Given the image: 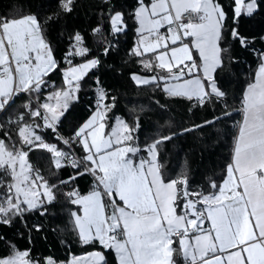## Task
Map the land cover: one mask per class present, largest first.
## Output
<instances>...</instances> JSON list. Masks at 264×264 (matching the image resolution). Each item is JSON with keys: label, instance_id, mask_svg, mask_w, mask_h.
<instances>
[{"label": "snow or ice", "instance_id": "obj_1", "mask_svg": "<svg viewBox=\"0 0 264 264\" xmlns=\"http://www.w3.org/2000/svg\"><path fill=\"white\" fill-rule=\"evenodd\" d=\"M72 2L73 0H66L62 3V8L71 11ZM139 2L140 7L135 16L140 24L137 31L141 35L140 45L143 46V51L157 52L162 47L165 49L159 52V63L155 65L169 73L168 77H159L166 81L164 91L171 96H183L189 100L195 97L200 105L211 102L214 98L222 99L225 94L217 86L214 73L223 65L222 54L227 51L219 46L227 12L219 0H171L170 4L168 0H152L150 5H146L144 0ZM234 4V22L238 21L242 10L252 14L257 8L256 0H248L247 3L245 0H234ZM184 14L196 16L201 22L193 23L190 20L184 23ZM122 21L121 12H115L111 16L114 33L125 30ZM164 24L169 25L170 32L175 25L176 32L172 33L171 38L173 45L181 40V35L178 34L181 30L184 37L193 38L192 44L199 51L202 60V78L198 76L183 79L185 67L191 73L192 69L199 66L193 60L187 43L171 47L169 54L168 45L163 43L169 37L158 34L159 28ZM99 31V28L94 29V32ZM230 31L233 39H239L241 46H246L247 41L240 36L237 28ZM74 39L76 45H82L83 38L79 33ZM8 48L10 52L7 51ZM110 50V47L106 48L105 54ZM88 51L87 48L78 47L74 53L69 52V55H84ZM134 54L143 55L140 46ZM9 56L15 62V87H12L14 77ZM166 56L169 57L168 60H165ZM185 61H190L191 64L185 65ZM98 64L99 61L93 59L69 67L65 70L66 85L82 80L87 70ZM0 65L5 66L4 70L8 74L5 79H0V111L5 110L21 92L40 93L47 86L46 77L59 70L52 49L44 39L42 25L35 15L20 19L0 18ZM174 66L179 74H173ZM145 67L150 65L146 64ZM257 76L260 83L250 85L245 94L244 122L234 147V165H228V178L222 185L210 183V188L217 189L218 194L189 191L186 179L165 183L158 170L149 168L145 171L146 161L141 160L137 164L129 157L130 153L135 155L140 149L120 146L127 144L132 137L131 129L119 118L118 123L124 129L122 138L117 128L112 129L108 139L103 138L100 130L105 124L100 123L95 128L96 121L104 119L100 112L80 127L75 133L74 141H78L85 150L83 162L92 165L91 168L85 167L84 171L97 179V190L87 196H79L76 191L67 193L69 197H78L72 199L71 203L83 206V217L73 213L79 228L78 238L82 243L99 242L104 248H114L118 264H173V252L176 251L173 248V236L180 232V250L186 258L191 256L192 264H264V63L260 65ZM133 78L144 85L157 80L155 76L151 79ZM169 79L176 83L167 84ZM79 87V83H75L74 88L56 90L50 97L55 100V104L46 102L31 111V116L42 119L44 126L54 128L65 115L69 102L74 99L73 91ZM105 98L101 91L98 103ZM25 107L31 108V104ZM41 109L44 110L43 114ZM31 127L26 125L19 129L22 143L47 149L53 154L55 168H61V159L68 160L69 153L55 145L44 143L34 130L30 138L27 133ZM189 130L191 129H186ZM171 138L166 136L156 140L147 150L152 153L158 144ZM6 140H10V137L5 133L4 138H0V169H10L15 182L6 185L7 193L0 194V223L10 225L12 219L23 218L27 212L43 207V200L34 202L36 187L47 189L43 195L51 202L55 199L51 189L57 186L49 188L48 182L39 175L30 179V166L29 173H23L28 152L17 150L14 145L9 146ZM74 141L66 140L64 143ZM31 150L32 147L29 148ZM69 163L76 169L81 167L78 161ZM18 164L21 168L20 175L16 172ZM234 172L239 173L238 180L233 179ZM83 174L78 171L76 175ZM149 174L151 180H148ZM76 175L60 183H70L76 179ZM36 180L42 181V185L34 187ZM4 186L0 184V187ZM101 186L112 204L111 215L104 212L105 205L99 190ZM113 192L118 195L123 206L116 204L112 198ZM252 217L255 218L254 225L251 223ZM206 221L210 223V227H204ZM189 225L193 233H199L192 237L194 244L185 239L189 237ZM36 230H40L39 225ZM197 255L200 256L199 261ZM89 256L92 258L91 264H107L100 251L89 253ZM208 256L211 258H207ZM27 257V252L17 253L8 260H0V264H40ZM46 264H55V261L49 257ZM71 264H81V261L74 260Z\"/></svg>", "mask_w": 264, "mask_h": 264}, {"label": "trees", "instance_id": "obj_2", "mask_svg": "<svg viewBox=\"0 0 264 264\" xmlns=\"http://www.w3.org/2000/svg\"><path fill=\"white\" fill-rule=\"evenodd\" d=\"M63 2L66 0H0V18L20 19L28 15L38 18L44 39L59 65V70L46 77L53 84L38 94L20 93L0 111V138L6 133L10 137L6 140L9 146L28 152L26 159L32 172L42 176L49 187L57 186L51 189L55 194L51 202L43 200V207L27 212L23 218L12 219L10 225L0 223V259L26 251L32 261L40 264H46L49 257L66 263L71 257L100 251L107 264H117L112 248H104L99 242L84 244L78 238L73 213L79 212L80 206L71 203L74 197L67 195L72 191L86 194L97 186L95 176L84 171L85 167L91 168V164L83 162L85 153L81 144L74 141L79 127L98 107L97 90L101 89L106 97L101 103L106 128L110 129L116 117L122 118L131 129L130 143L140 149L139 154L144 155L156 140L172 137L155 148L164 181L186 179L189 191L217 192L210 188V183L220 185L226 175L242 117L244 91L253 82L264 54V0H256V10L252 14L242 11L235 22L234 0H219L227 12L219 46L227 51L222 54L223 65L214 75L217 86L225 95L203 105L194 97L189 100L169 95L163 89V80L147 85L133 80L134 73L168 75L155 66L154 60L150 67H145L146 55H136L132 49L139 37L135 16L139 0H73L71 11L62 8ZM146 2L149 0H144ZM115 12L123 13L122 25L125 26L118 34L112 31L111 24ZM98 28L100 31L94 32ZM232 28H237L240 36L246 39V46L232 38ZM77 33L83 38L82 45H76L74 37ZM69 44L71 51L67 48ZM77 46L89 51L84 55H69ZM109 47L111 50L105 54ZM89 59H97L99 64L76 82L80 87L75 98L54 128L44 126L42 119L31 116V111L39 108L45 93L65 88L63 71L68 65ZM28 104L31 108L25 107ZM23 124L32 125L44 142L69 153L70 158L64 160L61 168H55L53 154L47 149L22 143L18 133ZM66 140L74 142L65 144ZM74 160L81 163L79 169L69 163ZM78 171L84 174L76 175ZM73 175H76L74 181L60 183ZM12 181L11 170L0 169V184L5 185L0 187V194L7 193L6 185ZM173 248L176 249L174 245ZM173 259L179 264L177 250L173 252Z\"/></svg>", "mask_w": 264, "mask_h": 264}, {"label": "crops", "instance_id": "obj_3", "mask_svg": "<svg viewBox=\"0 0 264 264\" xmlns=\"http://www.w3.org/2000/svg\"><path fill=\"white\" fill-rule=\"evenodd\" d=\"M248 2V0H245V3H247ZM152 3V0H149V2H146L145 4L146 5H150ZM168 3L170 4L171 3V0H168ZM140 7V4L136 7V9H135V12H136V10H137V8H139ZM173 11V14H174V10H172ZM243 11V10H242ZM246 13V12H245ZM154 18H159V17H154ZM193 23H200L201 21L199 20V18L198 17H195V19L192 21ZM165 25H167V24H164V25H162V26H165ZM140 27V24H139V22H138V20H137V29ZM146 27H149L148 25H146ZM139 33V32H138ZM139 35H140V33H139ZM165 37H169V39H167V40H165L163 43H165V44H167L168 45V50H169V54H170V48L171 47H180V46H182V43H180L179 41H177L176 42V44L175 45H173L172 43H171V38H172V35H168V36H165ZM188 40H189V42L187 43V44H189V48H190V51H191V55H192V58H193V60L198 64V66L199 67H197V68H194V69H192V71H191V73H189V71H188V68L187 67H185V69H184V76H183V79H194V78H196V77H203V68H202V60H201V58H200V54H199V51L198 50H196L195 48H194V46H193V44H192V40H193V38L192 37H186ZM137 49V47L135 48V50ZM134 50V51H135ZM165 49L162 47L161 49H158L157 50V52H144L143 51V46L141 45L140 46V51L141 52H143V55H146V58H145V61H144V64L146 65V64H148V65H150V63H151V61L152 60H154L155 62H156V64H158L159 63V61L157 60V56H158V54H159V52L160 51H164ZM7 51L8 52H10L9 51V49H7ZM9 58H10V56H9ZM169 59V57L168 56H166L165 57V60H168ZM190 61H185L184 63L186 64V63H189ZM178 63V62H177ZM191 63V62H190ZM262 63H264V54L262 55V58H261V62H260V64L258 65V67H257V70H256V73H255V78H254V80H253V82L251 83V84H249L247 87H246V89H245V91H244V99H243V104H242V117H241V121H240V124H239V126H238V130H237V134H236V138H235V142H234V147H235V144H236V141H237V138H238V136H239V132H240V129H241V127L243 126V122H244V115H245V112H244V106H245V94L249 91V86L250 85H255V84H258V83H260V80H259V78H258V76H257V73H258V70H259V67H260V65L262 64ZM159 68V67H158ZM161 69V68H160ZM65 70V69H64ZM162 70H164V71H166V73L169 75V73L167 72V70L166 69H162ZM173 74H179L178 72H176V69H175V66H174V69H173ZM168 75L166 76V77H168ZM134 77V74H132V78ZM64 78V77H63ZM133 80H134V78H133ZM135 81V80H134ZM65 82V81H64ZM136 82V81H135ZM170 82H172V80L171 79H169V80H167V84H169ZM175 82V81H174ZM182 82V81H181ZM136 83H138V82H136ZM163 89L165 88L164 86H165V84H166V81L165 80H163ZM16 86V80L14 79L13 80V84H12V87H15ZM74 87H75V83H74ZM73 87V88H74ZM67 88H69V87H67ZM64 89H66V88H64ZM101 89H98L97 90V95H98V99H99V97H100V93H101ZM53 92H55V91H50V92H47V93H45L44 94V96L42 97V100L40 101V103H39V107L42 105V104H44V103H50V104H55V100L54 99H50V97L52 96V93ZM103 92V91H102ZM75 93H76V90L75 91H73V97L75 98ZM195 98V97H194ZM72 101V100H71ZM70 101V102H71ZM100 102H102V100H99ZM70 102H69V104H70ZM43 112H44V110L43 109H41V113L43 114ZM97 112H100L101 114H103L104 115V111L102 110V104L99 106V107H97V109L93 112V113H91V115L84 121V123L80 126V127H82V126H84L86 123H88L90 120H92V118L94 117V116H96V114H97ZM117 118H119V120H121L122 118H120V117H116L115 118V120H114V122H113V124H112V126L110 127V129H107L106 128V124H105V122H104V119L103 120H97L96 121V123H95V128H98L99 127V124L100 123H103V124H105V127L103 128V129H101L100 130V134L103 136V138L104 139H108L109 138V135L112 133V129L113 128H117L119 131H121L122 133H124V129L121 127V125L118 123V119ZM123 120V119H122ZM121 120V121H122ZM43 124H44V121H43ZM26 125H28V126H32V125H29V124H23V125H21L20 127H19V129L20 128H22V127H25ZM79 127V128H80ZM35 131V129H34V127L32 126L31 127V129L28 131V135H29V137H31L32 136V131ZM93 130H95V129H93ZM35 134L36 135H39V133L38 132H36L35 131ZM22 138V137H21ZM89 139V142H91V137H89L88 138ZM113 139H115L114 137H113ZM54 145V144H53ZM120 146H132V147H135V146H133L131 143H130V141L127 143V144H122V145H120ZM83 148V147H82ZM83 150H84V148H83ZM84 153H85V150H84ZM86 154V153H85ZM129 157L130 158H132L133 159V161L135 162V163H137V164H139V162L141 161V160H144V161H146L147 163H145V166H144V168H145V171H147L149 168H154V169H156V170H158V172H159V167H158V164H157V160H156V150L154 149L153 150V152L152 153H149V151L147 150L146 151V153L144 154V155H141V154H139L138 152L135 154V155H133V154H129ZM233 157H234V148H233V151H232V156H231V162H230V164H233L234 165V161H233ZM53 159H54V157H53ZM26 162H25V170H26V174L27 173H29V167L28 166H30V164L28 163V161H27V159L25 160ZM55 162V161H54ZM64 162V159H61V164ZM229 164V165H230ZM91 167H92V165H91ZM228 168V167H227ZM25 170L23 169V173L25 172ZM16 172H17V175H20L21 174V168L19 167V164L17 165V168H16ZM159 174H160V172H159ZM33 177H35V175H32V173H30V179L31 178H33ZM96 178V177H95ZM151 175L149 174L148 175V180H151ZM228 178V172L226 171V175H225V177H224V179H223V181L221 182V184L220 185H222L223 184V182H224V180H226ZM238 178H239V173L238 172H234L233 173V179L234 180H238ZM97 180V179H96ZM171 181V180H170ZM15 181L13 180L12 181V183H14ZM167 182H169V181H165V183H167ZM102 187V186H101ZM230 187V186H229ZM38 189L40 188V187H37ZM103 188V187H102ZM240 190H242V188L240 189ZM91 193V192H90ZM89 192H88V194L86 193V195H82V196H87V195H89L90 194ZM217 194H218V190H217V192H216ZM37 195H38V198H37V200H38V203H39V201H41L42 200V198H43V196H42V192H41V190H37ZM112 198L114 199V200H118L119 202H120V204L121 205H119V206H123V203L119 200V197H118V195H116V193L115 192H113L112 193ZM79 206H80V211L79 212H77L76 214L77 215H79V216H81L82 215V212H83V206L82 205H80V204H78ZM191 218H194V217H191ZM74 219H75V223H76V217L74 216ZM251 223L254 225L255 224V218L254 217H252L251 218ZM76 226H77V228H78V225H77V223H76ZM189 227V237H186L185 239H186V242H191L192 244H194L195 243V241H194V238H192V237H194V235H196V234H199V233H193L192 231H191V226L189 225L188 226ZM204 227L205 228H207V227H210V223H208L207 221L205 222V224H204ZM78 231H79V228H78ZM180 232H179V235H174L173 236V240H174V243H173V245H174V247H176V250H177V253H178V257H179V264H181V262L183 261V260H189L190 261V264H192V260H191V256L189 255L187 258L184 256V254H183V252H182V250H180V244H179V237H180ZM113 249V251H114V255H115V258H116V261H117V264H118V256H117V254H116V252H115V250H114V248H112ZM207 258H211V256H208ZM200 260V256L199 255H197V261H199ZM173 264H177L176 262H175V260L173 259Z\"/></svg>", "mask_w": 264, "mask_h": 264}, {"label": "rangeland", "instance_id": "obj_4", "mask_svg": "<svg viewBox=\"0 0 264 264\" xmlns=\"http://www.w3.org/2000/svg\"><path fill=\"white\" fill-rule=\"evenodd\" d=\"M78 47H81V46H77V48ZM9 49V51H11L10 50V48H8ZM76 51V50H75ZM34 55V54H33ZM90 60H93V59H89V60H86V61H83V62H80V63H76V64H73V65H68L66 68H65V70L66 69H68L69 67H72V66H78V65H81V64H83V63H86L87 61H90ZM91 69V68H90ZM90 69H88L87 70V72L90 70ZM65 70L63 71V77H65ZM86 72V73H87ZM134 76L135 77H137V78H140V79H151L152 77H157V80H162V79H159V77H166L165 75H163V74H161V73H152V74H146V75H144V74H139V73H134ZM136 82H138L137 81V79H134ZM64 81H65V79H64ZM74 83H76V82H74ZM74 83H73V85H65V88H67V87H69V88H73L74 87ZM172 83H176V81L174 82V81H172V82H170L169 83V85L170 84H172ZM66 84V83H65ZM164 85V84H163ZM165 87V86H164ZM61 90H63V89H61ZM100 103V104H99ZM99 103L97 102V106L99 107L100 105H101V103L102 102H100L99 101ZM122 120V119H121ZM123 121V120H122ZM124 122V121H123ZM125 123V122H124ZM121 132V131H120ZM123 134L124 133H122L121 132V138H122V136H123ZM31 138V137H30ZM115 138V137H114ZM44 143H46V144H48V145H53L52 143H47V142H44ZM70 157H68V159H69ZM26 160V159H25ZM26 162V161H25ZM26 168V167H25ZM25 168H24V170H25ZM31 168V167H30ZM25 174H26V170H25V172H24ZM31 173H32V175H35V177L37 176V174H35V173H33L32 172V170H31ZM35 177H33V178H31V179H34ZM22 178V177H21ZM42 181H40V180H36V184L34 185V187H36L37 185H42ZM50 188V187H49ZM37 190H41V192H42V196H43V198H42V200H47L48 201V198L46 197V196H44L43 195V193L45 192V191H47V189H45L44 187H40L39 189L36 187V192H37ZM93 190H97V186H94L93 187V189L90 191V192H92ZM99 190L101 191V193H102V198H103V202H104V205H105V208H104V212H105V214L106 215H111V212H112V210H113V207H112V204L110 203V201H109V197L106 195V194H104V190H103V188L102 187H100L99 188ZM89 192V193H90ZM79 194V193H78ZM88 194V193H87ZM82 195H86V194H79V196H82ZM21 199H23V196H21L20 197ZM37 198H38V195H36V200L34 201V202H36V203H38V200H37ZM76 198H78V197H74V199H76ZM116 204L117 205H121L120 203H118V202H116ZM80 217H83V212H82V215L80 216ZM24 252H26V251H19V252H16L15 254H13L12 256H9V257H4V258H1L0 260H8V259H10V258H12V257H14L15 255H17V253H24ZM94 252H96V251H94ZM90 253H93V252H90ZM27 258H29V257H27ZM74 260H79V261H81V264H91V260H92V258L89 256V253H87V254H85V255H83L82 257H72V258H70V260L68 261V262H63V263H60V264H71V262L72 261H74Z\"/></svg>", "mask_w": 264, "mask_h": 264}, {"label": "built area", "instance_id": "obj_5", "mask_svg": "<svg viewBox=\"0 0 264 264\" xmlns=\"http://www.w3.org/2000/svg\"><path fill=\"white\" fill-rule=\"evenodd\" d=\"M195 17L196 16L189 17L187 14H184V16H183V22L184 23H188L190 20L192 22L195 19ZM173 32H176L175 25L172 26V32L169 31V25L161 26L159 28V30H158V34L161 35V36L172 35ZM178 34L181 35V40H179L180 43H188L189 42V40L186 37L183 36L182 30ZM147 38H148L147 33H145V39H147ZM140 40H141V35H139V37L136 39V41L134 43V46L132 48L133 51L135 50L136 47L141 46L140 45ZM67 48H68L69 51H71L72 50V45L69 44L67 46ZM9 61H10L11 67L13 69V77L15 79V71H14V69H15V62L11 60V57L9 58ZM66 62L68 63V60H66ZM190 64L191 63L189 62V63H186L185 65H190ZM4 67H5L4 65H0V79H5L7 77V75H8L7 72H5ZM51 84H53V81L52 80L47 81V85H51ZM21 93H26V92H21ZM237 130H238V128H237ZM236 134H237V132H236ZM233 148H234V145L231 148L232 151H233ZM174 235H179V232L175 233ZM46 261H47V259H46ZM53 261H55V260H53ZM60 263H63V262H56L55 261V264H60ZM181 264H190V261L189 260H183L181 262Z\"/></svg>", "mask_w": 264, "mask_h": 264}]
</instances>
